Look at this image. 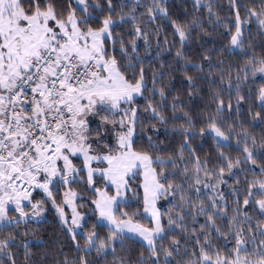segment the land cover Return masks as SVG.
I'll return each mask as SVG.
<instances>
[{
    "label": "snow or ice",
    "instance_id": "snow-or-ice-1",
    "mask_svg": "<svg viewBox=\"0 0 264 264\" xmlns=\"http://www.w3.org/2000/svg\"><path fill=\"white\" fill-rule=\"evenodd\" d=\"M165 3L151 0L142 5L146 11L137 15L140 0H132L130 7L128 0H120V11L114 18L117 5L113 0H106V15H101L104 6L100 0H0V231L29 220L39 224L46 211L44 200H49L77 253L70 257L60 245L62 259L55 264H96L89 258L91 253L107 264L109 252L112 264H132L130 240L147 250V254L139 252L138 264H264V219H255L247 210L258 209L264 217V163L259 164L257 174L256 138L242 120L229 122L233 108L238 116L241 104L248 102L242 85L257 74L264 77V54L253 52L242 64H233L202 53V63H190L183 47L192 37V28L199 26L202 33L207 30L196 17L188 23L172 20ZM194 4L199 5L200 0ZM208 11L211 16L210 5ZM158 15L173 25L179 40L176 57L185 61V68L202 74L199 79L207 82L211 93L204 110L194 116L178 103L179 97L166 104L165 88L156 86L163 73L159 69L149 73L152 95L158 93L160 100L157 106L145 97L144 111L164 126L165 133L182 137L179 151L167 155L161 154L162 141L141 135L144 123L140 109L132 107L148 89L138 41H143L146 52L151 51L144 25H151ZM253 18L264 29V4L260 11L245 7L244 20L237 6L231 25L216 15L214 23L222 24L230 37V47L222 46L221 53L225 48L230 55L237 49L245 50L242 26ZM128 21L134 23L126 42L125 34L114 35L113 30ZM117 44L121 59L116 56ZM185 78L192 89L189 95H200L196 78L187 72ZM258 96L264 108V87ZM254 116L260 117V113ZM198 121L202 126L196 128ZM151 128L160 131L156 124ZM205 133L216 141L219 158L215 163L210 158L201 160L191 147V138ZM138 138L147 140V148L137 146ZM221 145L234 146L242 155L234 157ZM186 148L190 157L185 156ZM77 158L79 166L74 163ZM190 159L194 160L192 166ZM247 162H251L250 180L246 174L236 175L248 171L243 167ZM225 174L235 177L236 186H228L231 204L220 189L221 184H227ZM73 184H83L88 195L73 189ZM37 189L44 198L33 201L32 192ZM202 189L208 190L207 203L201 198ZM56 193H60L61 203H57ZM166 197L176 199L162 205ZM25 202L31 213L25 211ZM68 206L70 214L65 211ZM80 207L88 211L81 212ZM199 216L204 217V223H199ZM89 218L95 222L85 231ZM213 233L226 243L230 236L233 246L222 252L213 242ZM78 235L83 236V244ZM191 242L196 246L190 248ZM15 243L11 232L0 238V264H6L3 257L16 264L11 253ZM21 244L24 264H30L28 242ZM117 246L125 256H117Z\"/></svg>",
    "mask_w": 264,
    "mask_h": 264
},
{
    "label": "trees",
    "instance_id": "trees-1",
    "mask_svg": "<svg viewBox=\"0 0 264 264\" xmlns=\"http://www.w3.org/2000/svg\"><path fill=\"white\" fill-rule=\"evenodd\" d=\"M63 2V0H62ZM92 2V0H89ZM132 0H128L129 7L131 6ZM101 5L104 6V13L101 15L107 14V5L106 0H100ZM120 0H113V4L117 5L116 12L113 13V17H116L119 9ZM144 3H151V0H140V5L137 6L136 14L145 12L146 9L142 6ZM264 4V0H200L199 5L194 4V0H166L165 7L168 9V15L172 20L180 21L183 23H188L192 21L194 17L198 18L202 23L203 28L206 29V32H201L200 27L192 28V37L190 41L186 42L183 51L188 57L190 63H202V53L210 56H218L220 59H226L229 62L235 64L236 62L243 63L247 56H250L253 52L257 56L264 54V29H262L256 22L255 18L251 22H245L243 24V31L245 37V50L241 51L237 49L233 54H229L227 48L221 53L219 49L222 46H229L230 37L227 35L226 29H224L222 24H215V17L218 14L222 20L226 21L230 25L235 19L236 7L239 6L241 19H245V7L247 8H256L257 11L261 10V5ZM209 5L212 8L211 16L208 11ZM72 7H76L75 4H72ZM127 11V9H125ZM78 15H80V10L77 9ZM144 21H147V16L143 17ZM134 22L128 21L122 25H117L113 30L114 35L117 33L125 34V40L127 42L128 35L132 31V24ZM157 25L159 27L157 28ZM145 31L148 33L149 40L151 42V51L146 52L143 46V41H138L139 49L138 54L144 59L141 64L145 67L146 72V82L148 83V89L145 91L144 96L136 98L134 107L140 109V115L144 123V132L143 135H151L154 140L157 138L163 143L160 145L161 154L167 155L168 153H175L179 151V141L182 137L179 134H173L171 132L165 133L164 126L158 122L151 120V113L145 112L144 109L147 107V100H152L154 104L160 100L158 93L152 95V77L149 75L153 70L159 69L163 73L162 81H157V88L163 86L165 92L167 93L166 104L172 103L173 97H179L178 103L183 104L185 110L192 112L194 116L204 110V105L209 103V98L211 93L207 90V82L199 79L202 75L196 69L184 67V60H180L176 57V49L179 47V40L173 33V25L170 23L167 17L157 16L156 20L152 22L151 25L147 23L144 25ZM232 31H235L233 26ZM165 35L167 36V42H165ZM176 40V43H172L173 40ZM157 40H159V48H157ZM215 48L217 51H207L208 49ZM119 45L117 44L116 56L117 59H121V54L119 52ZM170 49V50H169ZM131 51V49H129ZM159 52V57L157 53ZM247 54V55H246ZM135 56V54H134ZM213 64L216 63L214 60ZM150 65V67H149ZM185 72L188 75H191L196 78L197 87L200 89V95L193 94L189 95V92L192 91L189 82L185 78ZM205 72H207V65H205ZM169 76L172 77L171 81ZM264 87V77H261L257 74L255 79H249L245 85H242L241 92L246 96L247 103L241 104V112L237 116L235 108H233L231 114L225 113L224 115H229V122H237L242 120L244 127L256 138L257 146L253 148L255 158L257 160L256 172L259 174V164L264 163V158L261 157V153L264 152V108H261L259 102V89ZM203 96V98H201ZM233 103L235 102V92L232 95ZM158 106V104H157ZM168 114H171V109H166ZM256 112L260 113V117H255ZM182 122V121H178ZM171 123V122H170ZM151 124H156L157 128L160 129L159 133L154 132L151 128ZM202 126V122L198 121L196 128ZM139 130V126H138ZM192 144L191 147L195 150V155H198L201 160L210 158L212 163H215L218 160V150L216 147V141L212 139L207 133L203 137L193 136L191 138ZM137 146L143 145L145 148L148 146L147 140L137 139ZM232 144H235V139H233ZM249 146L251 147V141H249ZM225 152L231 153L232 156L242 155L234 146L226 147L221 145ZM192 154L185 149V156L190 157ZM189 166L194 164V160L188 161ZM250 163L247 162L243 164L245 169H248L246 173L237 172V176L247 175L249 180L252 178V170L250 169ZM224 179L227 181V184H221L220 189L227 198L229 204L232 203L233 196L229 193V185H235V177H232L231 174H225ZM179 182V178L177 177ZM215 183V181H211ZM74 188L80 190L83 193H87L83 184H73ZM244 187L243 179L240 180L239 188L242 190ZM62 188V187H61ZM61 191V189H60ZM43 193L35 191L33 195L34 198H38ZM209 195L207 189H202L201 198L205 199L207 203V196ZM57 202L61 203L60 193H56ZM195 198V197H194ZM176 199V198H170ZM44 204H48V200H44ZM252 216L255 219H264L260 216L258 209L249 208ZM195 211V208H193ZM48 217L42 219L39 224L36 222L29 226H23L29 231L28 236H24L23 233L18 230V227L5 228L0 231V238L7 236L9 232L16 238V243L11 246V253L15 257L16 264H24L25 261V248L21 244V241L28 242V248L30 254L27 257L30 264H55L56 261L62 259L60 256V245H64L63 252L68 254L70 257L75 256L76 250L72 246L70 236L68 232L62 228V225L59 223L58 217L55 214V211L50 210L47 213ZM199 223H204V217H198ZM94 223V222H93ZM218 223H222L218 221ZM198 228V224L196 225ZM255 227V223L253 224ZM29 228V229H28ZM103 231H106L103 230ZM103 234V232H102ZM179 235L178 233H176ZM214 240L213 242L218 245L222 252L225 248H231L233 246L232 238L227 237V243L225 238L220 237L216 238L215 233H213ZM77 239L81 244L84 243L83 236L78 235ZM183 240V237H181ZM37 240H42L43 243H37ZM167 245V242H165ZM128 247L132 250V264H138L136 257H138L139 252L143 250L147 254L146 249H142L141 246L135 241H128ZM194 242L189 244V247H195ZM80 255H84L80 253ZM90 259H95L96 264H105L104 258H97L95 253L88 254ZM126 252H122L117 246V256H125ZM6 264H10L8 257H3ZM187 258V257H186ZM112 254L109 252L107 256V264H112Z\"/></svg>",
    "mask_w": 264,
    "mask_h": 264
},
{
    "label": "rangeland",
    "instance_id": "rangeland-1",
    "mask_svg": "<svg viewBox=\"0 0 264 264\" xmlns=\"http://www.w3.org/2000/svg\"><path fill=\"white\" fill-rule=\"evenodd\" d=\"M75 6H76V5H75ZM77 15H78V13H77ZM139 97H140V96H139ZM137 98H138V97H137ZM124 107H127V105H124ZM132 107H134V105H132ZM74 163H76V164L79 166V164H80V159H79V158L75 159V160H74ZM93 166H94V167H99V166H102V165H93ZM138 179H139V177H138ZM98 186H99V185H98ZM132 186H133V187H136V184L133 182V183H132ZM72 187H73V186H72ZM73 189H76V188L73 187ZM62 191H64V187H63V186H62V188H61V192H62ZM81 193L84 194V195H88V193H83V192H81ZM129 194H130V193H129ZM32 198H33V201L41 200V199L44 198V194L41 195V196L38 197V198H34L33 195H32ZM168 199H170V198H168V197L164 198V199L161 201V204L163 205V204H164V201H165V200H168ZM57 203H58V202H57ZM77 203H78V204H81L82 202L78 200ZM44 207H45V209H46V211L42 214V215L44 216V218L48 217L47 213H48L50 210L55 211L54 207L51 205V202H50L49 200H48V204H44ZM25 211H28L29 213H31V207H30V205H28L27 202H25ZM65 211L68 212V213L70 214V213H71V207H70V206L65 207ZM79 211H81V212H87L88 209H86V208H84V207H80V208H79ZM9 214H10V215H13V216L16 215V213L13 212V211H10ZM55 214H56V216L58 217L56 211H55ZM35 222H36L35 220H29L26 224L22 222V223L20 224V227L18 228V230H20V231L23 233V235H24V233L26 232L27 235H24V236H28L29 231H27V229H26L25 227H23V226H29V225H32V224L35 223ZM93 222H95V221L92 220L91 218H89V223H85V225H84V230H85V231L90 230L91 224H92ZM28 229H29V228H28Z\"/></svg>",
    "mask_w": 264,
    "mask_h": 264
},
{
    "label": "crops",
    "instance_id": "crops-1",
    "mask_svg": "<svg viewBox=\"0 0 264 264\" xmlns=\"http://www.w3.org/2000/svg\"><path fill=\"white\" fill-rule=\"evenodd\" d=\"M37 190H38V192L43 193L42 190H39V189H37ZM43 194H44V193H43Z\"/></svg>",
    "mask_w": 264,
    "mask_h": 264
},
{
    "label": "built area",
    "instance_id": "built-area-1",
    "mask_svg": "<svg viewBox=\"0 0 264 264\" xmlns=\"http://www.w3.org/2000/svg\"><path fill=\"white\" fill-rule=\"evenodd\" d=\"M35 191L32 192V194L34 193Z\"/></svg>",
    "mask_w": 264,
    "mask_h": 264
}]
</instances>
